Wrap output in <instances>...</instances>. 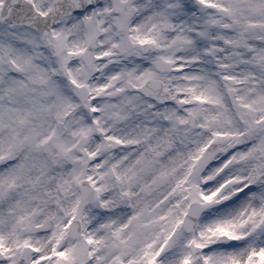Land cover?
Here are the masks:
<instances>
[{
    "label": "snow or ice",
    "instance_id": "6c2138e0",
    "mask_svg": "<svg viewBox=\"0 0 264 264\" xmlns=\"http://www.w3.org/2000/svg\"><path fill=\"white\" fill-rule=\"evenodd\" d=\"M0 264H264V0H0Z\"/></svg>",
    "mask_w": 264,
    "mask_h": 264
}]
</instances>
